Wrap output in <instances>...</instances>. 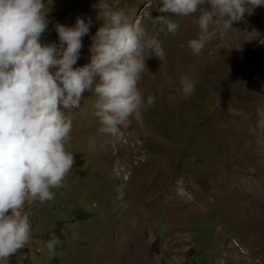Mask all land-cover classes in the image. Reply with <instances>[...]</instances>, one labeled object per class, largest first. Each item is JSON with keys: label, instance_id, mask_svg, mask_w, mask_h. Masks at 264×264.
Masks as SVG:
<instances>
[{"label": "rangeland", "instance_id": "374dc122", "mask_svg": "<svg viewBox=\"0 0 264 264\" xmlns=\"http://www.w3.org/2000/svg\"><path fill=\"white\" fill-rule=\"evenodd\" d=\"M43 2L49 24L42 44L59 48L56 24L91 19L73 68L89 64L103 24L99 0ZM112 2L162 41L165 59L145 60L149 74L138 84L145 106L119 138L99 134L98 121L86 120L89 104L75 110L66 145L72 173L53 190L55 199L26 204L32 239L4 264H123L117 252L125 241L138 264H264V129L257 112L264 109V6L248 5L223 37L217 29L205 81L184 98L179 81L185 62L192 63L194 17L160 12L162 0ZM149 14L172 16L179 31H160ZM177 64L180 70L169 73ZM149 95L156 97L152 106ZM53 234L60 244L49 259L44 244Z\"/></svg>", "mask_w": 264, "mask_h": 264}, {"label": "clouds", "instance_id": "9594fccd", "mask_svg": "<svg viewBox=\"0 0 264 264\" xmlns=\"http://www.w3.org/2000/svg\"><path fill=\"white\" fill-rule=\"evenodd\" d=\"M248 5L264 6V0H162L159 11L194 17L199 33L188 47L199 55L218 28L221 37L232 30ZM46 7L43 0H0V264L32 239L26 204L55 199L53 190L62 188L72 173L74 157L66 145L82 94L88 91L95 97L91 108L98 133L119 138L145 106L138 87L142 74L148 73L145 60L150 54L165 59L162 41L149 36L141 20L131 21L112 0H99L95 8L103 24L90 48L91 62L74 69L92 21L77 18L72 27L56 24L59 48L42 44L49 24ZM148 19L167 34L180 29L170 15L149 14ZM179 84L184 98L194 94L191 76L182 75ZM155 100L149 95L147 106ZM257 112L264 129V109ZM59 244L54 234L45 242L49 259Z\"/></svg>", "mask_w": 264, "mask_h": 264}, {"label": "bare ground", "instance_id": "6f19581e", "mask_svg": "<svg viewBox=\"0 0 264 264\" xmlns=\"http://www.w3.org/2000/svg\"><path fill=\"white\" fill-rule=\"evenodd\" d=\"M262 18V17H261ZM240 23V22H239ZM264 23V22H263ZM262 28V27H261ZM194 30L192 31V35H191V39H194L197 37L198 33H199V28L198 26L196 25L194 28ZM252 33V32H251ZM209 49H210V41L206 44L205 48L201 51V53L199 55H195L193 54V52L191 50H188L187 53H188V57L191 58V65L188 64L189 62H185L186 66H184L183 68V74L184 75H189L191 76L195 81H196V84L198 83H201L203 81H205V71L208 67L207 63L208 61L210 60V52H209ZM173 57V59L178 62V59L177 57H175V53H173V56L172 54L170 55V59ZM187 58V59H189ZM172 60V59H171ZM178 64L177 66H173V69H168L169 70V73L171 74H175V72H178ZM177 70V71H176ZM180 70V69H179ZM162 81H165L166 80V75H162V78H161ZM202 86H205L204 84H200ZM174 94V93H173ZM172 94V98L176 99L177 98V95ZM168 98L170 99V96H168ZM95 97L94 95H92L91 92H88V91H85L83 94H82V99H81V104H89L90 106L92 105L93 101H94ZM80 104V105H81ZM81 108V107H80ZM82 109V108H81ZM90 111L89 113L87 114V118L86 120H90V121H94V120H97L96 117H94L92 115V108L90 107L89 108ZM174 110V109H173ZM98 121V120H97ZM238 129V128H237ZM236 129V130H237ZM236 133V132H235ZM243 133V132H242ZM245 133V132H244ZM238 134V133H237ZM236 134V135H237ZM239 135V134H238ZM253 135V134H251ZM234 142V141H232ZM235 144V143H234ZM236 145V144H235ZM231 146V144H230ZM233 146V145H232ZM229 149V148H227ZM142 188V187H141ZM235 188V187H234ZM143 189V188H142ZM239 189V188H238ZM235 191V190H234ZM236 192V191H235ZM233 194V192H231ZM201 204V203H200ZM258 213V211H257ZM255 213V214H257ZM176 244V243H175ZM128 245V246H127ZM130 245L128 244V242H123V246L120 248V250L117 252L119 253L120 257L122 258V261H123V264H138V260H137V257H136V252H134L133 250L130 251L129 247ZM138 248V247H137ZM129 249V250H128ZM113 250V249H112ZM115 254V253H114ZM112 256V255H111ZM114 256L116 257V254L113 255V258ZM118 258V257H117ZM116 258V259H117ZM115 261V260H114ZM119 261V260H117ZM120 263V262H119ZM140 263V262H139Z\"/></svg>", "mask_w": 264, "mask_h": 264}]
</instances>
